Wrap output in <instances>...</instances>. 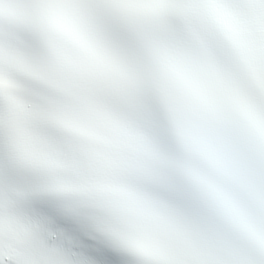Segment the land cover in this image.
<instances>
[{"label": "snow or ice", "instance_id": "snow-or-ice-1", "mask_svg": "<svg viewBox=\"0 0 264 264\" xmlns=\"http://www.w3.org/2000/svg\"><path fill=\"white\" fill-rule=\"evenodd\" d=\"M0 264H264V0H0Z\"/></svg>", "mask_w": 264, "mask_h": 264}]
</instances>
